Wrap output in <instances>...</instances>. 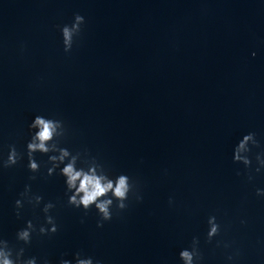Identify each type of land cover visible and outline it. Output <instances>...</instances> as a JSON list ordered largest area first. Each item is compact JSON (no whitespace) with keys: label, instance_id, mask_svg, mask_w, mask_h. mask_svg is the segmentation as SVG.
I'll return each mask as SVG.
<instances>
[{"label":"clouds","instance_id":"obj_1","mask_svg":"<svg viewBox=\"0 0 264 264\" xmlns=\"http://www.w3.org/2000/svg\"><path fill=\"white\" fill-rule=\"evenodd\" d=\"M84 17L77 14L74 17L71 25H64L61 28L62 41L64 51L69 52L72 49L74 37H77L81 32V25L84 24ZM255 56V53H253ZM29 129L33 130L31 138L26 145L28 157V168L35 173L40 170V164L35 159V153L48 155V161L51 167L47 169L48 175H53L56 169L59 168V173L65 178L66 189L71 195L68 197V203L75 208H83L85 211L93 206L100 216L101 222L112 219V209L115 203L117 209H124L126 201L129 198V193L133 190V183L130 177L125 174H120L112 177L99 164L94 161L88 163L86 167L79 166V153L73 155L67 148L60 147L58 138L64 135V126L62 121L48 118L43 115H36L29 125ZM256 144L254 134L249 133L244 135L234 148L233 159L236 162H242L244 165H249L250 160L247 153L250 151L249 144ZM22 159V154L19 153L15 146H10L7 160L3 162V167H11ZM259 160V157H257ZM264 164V161H260ZM61 165H63L61 167ZM259 170V169H257ZM28 188L21 193V196H26ZM257 194H261V190H257ZM35 203L39 204L42 197L36 196ZM31 202V201H29ZM16 208L20 209L22 201L17 199ZM54 207L52 203L44 205L43 212L45 213V223L50 227L40 226V234L56 233L57 225L54 218L48 215L49 211ZM19 215V211L17 212ZM209 230L207 233L208 240L217 236L220 232V225L216 222V217L211 216L208 219ZM102 223H98V227ZM36 231V227L31 220L27 221L26 226L19 230L16 234L17 240L23 244H30L32 233ZM198 239L193 238L190 248H184L179 252V258L182 264H196L201 258V253L198 249ZM24 247L18 250L9 245V242L0 239V264H37L35 257L24 258ZM75 264H100V261L93 260L92 257H82L80 252L74 255ZM45 264H48L45 261ZM60 264H73L72 261L62 259Z\"/></svg>","mask_w":264,"mask_h":264}]
</instances>
